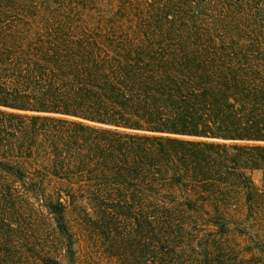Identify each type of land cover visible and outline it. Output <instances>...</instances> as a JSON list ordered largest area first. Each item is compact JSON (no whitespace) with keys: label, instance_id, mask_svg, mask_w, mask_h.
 I'll use <instances>...</instances> for the list:
<instances>
[{"label":"trees","instance_id":"trees-1","mask_svg":"<svg viewBox=\"0 0 264 264\" xmlns=\"http://www.w3.org/2000/svg\"><path fill=\"white\" fill-rule=\"evenodd\" d=\"M0 264H264V0H0Z\"/></svg>","mask_w":264,"mask_h":264},{"label":"rangeland","instance_id":"rangeland-1","mask_svg":"<svg viewBox=\"0 0 264 264\" xmlns=\"http://www.w3.org/2000/svg\"><path fill=\"white\" fill-rule=\"evenodd\" d=\"M253 177H254L255 179H258V175H257V174H253Z\"/></svg>","mask_w":264,"mask_h":264}]
</instances>
